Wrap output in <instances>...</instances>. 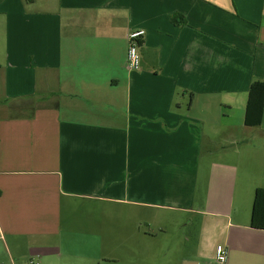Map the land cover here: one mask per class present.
Returning <instances> with one entry per match:
<instances>
[{
    "label": "crops",
    "instance_id": "crops-1",
    "mask_svg": "<svg viewBox=\"0 0 264 264\" xmlns=\"http://www.w3.org/2000/svg\"><path fill=\"white\" fill-rule=\"evenodd\" d=\"M256 79L264 0H0V264H264Z\"/></svg>",
    "mask_w": 264,
    "mask_h": 264
},
{
    "label": "trees",
    "instance_id": "trees-1",
    "mask_svg": "<svg viewBox=\"0 0 264 264\" xmlns=\"http://www.w3.org/2000/svg\"><path fill=\"white\" fill-rule=\"evenodd\" d=\"M175 23L185 22L184 16L174 15ZM264 117V80L256 79L250 87L249 99L246 111V124L261 125ZM252 226L264 229V187L256 189L253 209H252Z\"/></svg>",
    "mask_w": 264,
    "mask_h": 264
},
{
    "label": "built area",
    "instance_id": "built-area-1",
    "mask_svg": "<svg viewBox=\"0 0 264 264\" xmlns=\"http://www.w3.org/2000/svg\"><path fill=\"white\" fill-rule=\"evenodd\" d=\"M147 31L143 28L132 30L129 33V46L127 50L126 60L127 66L131 70H139L142 65V56L140 53V45L146 37ZM229 253L228 248L224 244H218L216 248L215 264H228ZM28 264H39L37 260H31Z\"/></svg>",
    "mask_w": 264,
    "mask_h": 264
},
{
    "label": "rangeland",
    "instance_id": "rangeland-1",
    "mask_svg": "<svg viewBox=\"0 0 264 264\" xmlns=\"http://www.w3.org/2000/svg\"><path fill=\"white\" fill-rule=\"evenodd\" d=\"M252 203V197L250 198V204ZM181 224L176 226H171L169 228V231L171 233V236L174 237V234H184L187 233L188 236L191 238L187 244V249L189 251H192L195 248V236L199 229V220L197 218H193L192 223H188V219L186 217H181Z\"/></svg>",
    "mask_w": 264,
    "mask_h": 264
}]
</instances>
